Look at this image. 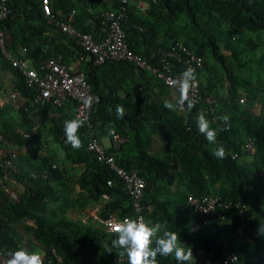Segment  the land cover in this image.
<instances>
[{
    "label": "trees",
    "instance_id": "1",
    "mask_svg": "<svg viewBox=\"0 0 264 264\" xmlns=\"http://www.w3.org/2000/svg\"><path fill=\"white\" fill-rule=\"evenodd\" d=\"M142 1L143 8L139 0L125 4L121 26L128 46L149 61L151 49L182 43L202 65L179 62L177 57L187 56L183 50L168 60L175 72L194 68L200 93L211 95L213 105L204 100L191 110L166 109L164 100L174 102L177 95L156 75L130 60L94 63L59 25L70 23L99 41L101 14L118 9L121 0H49L50 15L41 0H6L9 12L0 29L8 49L37 69L61 56L72 73H84L98 96L90 115L94 134L82 125L81 147L74 149L66 143L64 122L78 119L77 101L66 96L59 105L35 102L38 88L28 86L21 69L0 52V176L6 174L4 181L17 193L14 199L0 187V250L6 259L23 247L41 253L44 264H128L122 249L106 251L115 234L103 223L71 216L97 207L101 219L137 217L124 180L88 148L92 137L102 144V138L111 139L114 128L127 139L104 151L145 182L140 204L146 222H166L195 260L202 249L217 261L235 253L238 261L229 264H264V236L256 232L264 224V0ZM9 90L21 96L19 105L7 98ZM117 105L124 108L123 118ZM201 111L217 130L216 144L198 131ZM225 115L227 127L218 119ZM249 141L253 145L246 148ZM220 146L224 158L214 155ZM10 150L16 157L4 167ZM203 194L219 196L232 208L225 219L192 231L202 216L188 197ZM236 203L243 213H236ZM157 264L176 261L158 255Z\"/></svg>",
    "mask_w": 264,
    "mask_h": 264
},
{
    "label": "built area",
    "instance_id": "2",
    "mask_svg": "<svg viewBox=\"0 0 264 264\" xmlns=\"http://www.w3.org/2000/svg\"><path fill=\"white\" fill-rule=\"evenodd\" d=\"M128 1L129 0H121V5L118 9L113 11H104L101 14L100 30L103 32V36L99 41H96L90 32H78L70 23H59V25L63 31L75 37L76 42L90 55L94 63H103L107 59L133 61L140 69L151 71L153 74L161 78L166 85L172 87L178 92V89L173 84V81L176 80L181 73H174L172 71L168 58L175 57L179 50L186 51L187 53V56L184 60H182L180 57H177L179 62H184L189 65L201 66V58L191 52H188L185 46L180 42H176L169 49L166 47H159L157 49L150 50L149 61L144 59L138 53H135L128 46L125 32L121 26V21L126 14L125 4ZM152 1L157 2L158 0ZM41 5L44 14L50 15L51 7L49 0H41ZM138 7H144V2L142 0H139ZM8 12L9 9L6 6V0H0V19L5 17ZM0 52L7 60L12 63L13 66H17L19 69H21L22 73L26 77V83L28 86H36L38 88L35 102L42 104L52 101V103L59 105L66 96L73 97L77 101L76 117L83 122L82 125L86 128V131L90 134V136L94 134L92 123L90 121V115L94 105L98 101V96L92 92L84 73H72L66 64L62 62L61 56L57 58H48L46 61H44L39 69L30 65L27 66L25 64L26 61L18 58L12 53L10 49H8L5 43L4 32L1 29ZM153 58H156L158 62H153ZM7 98H10L17 105L22 102L21 96L16 91L9 90ZM89 98H91L90 101ZM189 99L192 103H197L201 99L198 83L196 87H194L189 93ZM204 100L208 104L213 105L212 97H205ZM36 128V125H34L33 131ZM32 132H30V134H26V136H30ZM1 139L2 136L0 134V140ZM111 140L113 146L118 147L126 140V138L121 137L118 134H114ZM245 146L246 148L252 147V142H247ZM88 148L96 153L99 161H103L108 164L109 167L124 180L127 191L133 197V208L137 213L136 218L142 217L140 214V199L143 196L145 187L143 179L137 174L136 171H128L124 167L117 164L112 155H107L105 153L103 144L97 139L92 137L88 142ZM9 153V157L2 161V165L4 167L10 165L16 157L15 151L10 150ZM6 177V174H4L3 177L0 176V187H2L5 192L9 193L11 197L17 199L16 191L4 181V178ZM104 197H107V195H104ZM188 199L193 205L195 211L203 214V225H208L209 217L213 216L219 219L224 218L225 212L232 208L231 203L219 202L217 198L213 197L202 196L200 198H196L189 196ZM235 207L239 213L244 212L243 207H241L238 203L235 204ZM125 218L129 217L119 219L115 216H110L106 219H99V221L103 223L106 229L110 230V226L114 221L120 222ZM199 226H201V224L196 225L195 228H198ZM197 256L204 258L203 264H229L237 260L235 253H230L221 262L217 261L216 259L213 260L210 255H205V253L201 250L197 252ZM0 261L2 264H5L6 262V257L2 254L1 250ZM60 264L62 263L60 262Z\"/></svg>",
    "mask_w": 264,
    "mask_h": 264
},
{
    "label": "clouds",
    "instance_id": "3",
    "mask_svg": "<svg viewBox=\"0 0 264 264\" xmlns=\"http://www.w3.org/2000/svg\"><path fill=\"white\" fill-rule=\"evenodd\" d=\"M152 61L158 62L156 58H153ZM170 64H171L172 71L174 73H178V72H175L173 69L175 64H172L171 62ZM180 73H181L180 76L176 80L173 81V84L178 89L179 93L169 86V88L172 89V91L176 93L177 98L175 99L174 102L172 100L165 99L163 106L166 109L170 111L191 110V108L194 106L193 104H198L201 101H204L205 97H212L211 95L204 96L200 93L201 99L197 103H192L189 99V93L197 85L196 71L194 68L188 67L186 70ZM159 79L162 80L161 78ZM90 100L91 98H89V101ZM116 114L118 117L123 118L125 114L124 108L120 105H117ZM218 119L224 121L226 127L228 126L227 122L229 120V117L227 115L223 117H218ZM82 124L83 122L80 119H71V120H66L64 122V133L66 137V143L70 144L74 149H78L79 147H81V140L79 138L78 131L82 127ZM196 126L198 128L199 133L204 135L208 143L210 144L217 143V139H216L217 130L211 126V122L207 119L204 111L199 112V114L197 115ZM221 130H224V129H221ZM109 134L113 136L115 134V129L114 128L110 129ZM121 137H124V136H121ZM125 138L127 139V137ZM110 142L112 143V140ZM252 145H253V142H252ZM104 149H105V146H104ZM214 155L217 158H224L226 153H225V149L223 148V146L215 148ZM236 155L237 154H234V157H237ZM202 196L217 198L219 202H225L219 196L218 197L212 196L210 194H203L201 196H192V197L200 198ZM140 203H141V199H140ZM225 203H229V202H225ZM238 204L241 206L240 203ZM94 209H96L95 214L85 217L86 219L84 218L85 220H82L83 222L91 221V219L98 220V221L99 219H101L97 215L98 208L95 207ZM234 210H236V213H239L236 207L234 208ZM228 212H230V210H227L225 212V217L222 219H219L213 216L209 217L208 225L202 224L203 214L197 212L202 216L201 218L202 221L201 223L200 222L195 223L191 227V229L192 231H197L205 227H209L213 219L223 220L226 218ZM140 214L142 215V204H141ZM199 224H201V226H199L198 228H195V226ZM110 231L115 234V239L111 241L110 246H106V251L111 252L112 248L122 249L123 251L121 254L122 255L126 254L128 264H157L158 255L160 257H170L171 256L176 261V264H195L196 261H197V264H203L204 258L198 257L197 252L199 250L204 252V250L199 249L196 251V254H195L196 260H195L193 256L192 248L189 246H185L181 242L177 232L168 230L166 222L149 223L145 221V218L142 215V217H138V218H125L124 220L120 222L114 221L112 225L110 226ZM236 232L238 234L242 232V228L239 225L236 226ZM256 232L258 236H264V224H259L256 229ZM204 253L205 255H210L213 260L216 259L215 256L211 252L210 253L204 252ZM230 253H233V252H230ZM227 255L224 258H226ZM218 257L219 256H217V258ZM200 258H202L201 262L200 260H197ZM237 261H238V258L234 263H236ZM5 264H44V261H43V256L41 253L36 252V251L30 252L26 248L21 247L15 251H10L7 253V259H6Z\"/></svg>",
    "mask_w": 264,
    "mask_h": 264
},
{
    "label": "crops",
    "instance_id": "4",
    "mask_svg": "<svg viewBox=\"0 0 264 264\" xmlns=\"http://www.w3.org/2000/svg\"><path fill=\"white\" fill-rule=\"evenodd\" d=\"M25 64L27 65V66H29V62H25ZM75 65H77V63L75 62L74 64H73V67L75 66ZM5 79H4V81H6V83L7 82H9L10 80L9 79H6L7 78V76L6 77H4ZM7 84H9V83H7ZM171 94L173 95V98H175V95L174 94H176L174 91H171ZM111 140L108 138V137H104V138H102V142H103V144H104V146L105 147H108V146H110V144H111V142H110ZM95 211H96V209H94V208H91V207H89V208H86V209H84V210H81L80 212H76V211H73L72 213H71V216L73 217V218H80L81 220L82 219H84L85 217H87V216H91V215H93V214H95ZM86 219V218H85ZM84 219V220H85Z\"/></svg>",
    "mask_w": 264,
    "mask_h": 264
},
{
    "label": "rangeland",
    "instance_id": "5",
    "mask_svg": "<svg viewBox=\"0 0 264 264\" xmlns=\"http://www.w3.org/2000/svg\"><path fill=\"white\" fill-rule=\"evenodd\" d=\"M82 220H84V219H82Z\"/></svg>",
    "mask_w": 264,
    "mask_h": 264
}]
</instances>
